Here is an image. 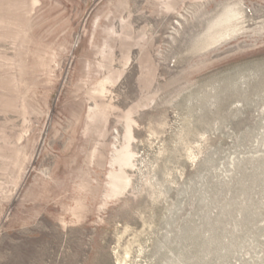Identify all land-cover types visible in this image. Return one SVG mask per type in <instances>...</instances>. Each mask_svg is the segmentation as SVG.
<instances>
[{"label": "rangeland", "instance_id": "1", "mask_svg": "<svg viewBox=\"0 0 264 264\" xmlns=\"http://www.w3.org/2000/svg\"><path fill=\"white\" fill-rule=\"evenodd\" d=\"M0 264H264V0H0Z\"/></svg>", "mask_w": 264, "mask_h": 264}]
</instances>
